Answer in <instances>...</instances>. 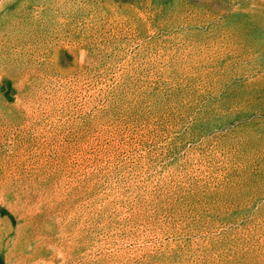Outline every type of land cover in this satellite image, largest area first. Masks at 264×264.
<instances>
[{
	"label": "rangeland",
	"instance_id": "1",
	"mask_svg": "<svg viewBox=\"0 0 264 264\" xmlns=\"http://www.w3.org/2000/svg\"><path fill=\"white\" fill-rule=\"evenodd\" d=\"M0 264H264V0H0Z\"/></svg>",
	"mask_w": 264,
	"mask_h": 264
}]
</instances>
